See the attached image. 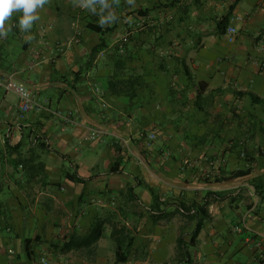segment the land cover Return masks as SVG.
<instances>
[{"label":"crops","instance_id":"0c3cea01","mask_svg":"<svg viewBox=\"0 0 264 264\" xmlns=\"http://www.w3.org/2000/svg\"><path fill=\"white\" fill-rule=\"evenodd\" d=\"M113 7L117 21L101 27L98 15L71 0H49L29 32L16 13L0 38V78L26 86L44 107L21 117L18 96L0 89V264L43 257L120 264L110 229L97 256L58 247L74 232L87 233L103 204H118L119 192L137 185L146 211L126 264H180L177 239L187 223L183 210L170 214L208 192L221 195L199 237V262L264 264V194L256 193L264 186V0H120ZM229 14L232 41L217 31ZM93 27L114 28L98 54L102 36ZM127 35L135 38L129 66L145 71L134 100L108 91L113 50ZM154 54L166 59V71ZM184 60L208 86L207 111L195 106ZM94 129L102 137L91 142ZM151 134L157 137L148 144ZM239 171L250 173L232 176ZM158 214L164 217L155 225Z\"/></svg>","mask_w":264,"mask_h":264},{"label":"trees","instance_id":"16d2710c","mask_svg":"<svg viewBox=\"0 0 264 264\" xmlns=\"http://www.w3.org/2000/svg\"><path fill=\"white\" fill-rule=\"evenodd\" d=\"M229 24L230 14L218 23L217 31L219 37L222 38L227 34ZM90 30L102 36L101 43L93 50V54H98L107 49L108 45L104 36L108 33H112L114 28L103 29L101 27H93L90 28ZM126 37L128 42L124 43L123 38L121 44L113 50L114 75L108 81V91L111 96L125 97L128 100H134L138 97L139 89L144 88L146 85L144 81L145 71L140 68L129 66L134 61L132 56L134 51H132L130 45L135 41V38H130V35ZM153 63L160 71L167 70L166 59L157 54H154ZM182 65L187 81L197 91L196 108L200 111H207L205 104L206 106L208 105L209 108H212V105L208 102L212 100V96H206L208 89L207 84L195 80L196 78H194L195 76L186 60L182 62ZM251 97L254 104H258L262 101L255 95H251ZM151 142L148 137V144ZM243 145L244 144L240 145V149H243ZM244 153L243 157L247 158V155ZM121 167L122 161L118 158L113 165L112 173H118ZM249 173L250 171L233 172L232 176L238 178L246 176ZM216 182L219 183L222 182V180L217 179ZM142 185H144V183L140 182V186ZM137 186L127 187L125 190L119 192L117 197L119 201L118 204L114 202L103 204L102 208L105 210L104 214L93 220L89 231L85 234L74 232L61 247H58L59 251L66 254L80 250L85 252L88 256H97L98 244L105 238L107 230L110 229V239L115 244L117 262L120 264L128 263L133 252L134 244L139 235V225L146 211L139 195L136 193ZM256 193L258 196L264 194V186H257ZM220 195L221 194L215 192H208L201 202L194 201L189 205L182 203L179 205L180 210H176L170 214L174 217L178 211L183 210L186 218L187 224L182 229V232L179 233L177 239V260L180 264H202L197 259L198 247L200 244L199 237L204 229L206 221L211 219L209 207L217 201V197H220ZM154 197L157 199L155 194ZM131 215L135 218L134 220L136 222V224L133 225V229L128 225ZM163 217L162 214L154 216V224L157 225ZM194 221H196V225L193 232L187 233L186 229ZM258 260H260L259 257Z\"/></svg>","mask_w":264,"mask_h":264},{"label":"clouds","instance_id":"9594fccd","mask_svg":"<svg viewBox=\"0 0 264 264\" xmlns=\"http://www.w3.org/2000/svg\"><path fill=\"white\" fill-rule=\"evenodd\" d=\"M49 0H0V38H6L12 30L9 23L16 13H22L18 26L22 32H29L33 24L40 19L39 10ZM73 6L86 9L99 16V25L105 27L115 23L118 19L114 5L119 6L120 0H71ZM134 6L135 0H126ZM31 39V37H29Z\"/></svg>","mask_w":264,"mask_h":264},{"label":"built area","instance_id":"2783aa9c","mask_svg":"<svg viewBox=\"0 0 264 264\" xmlns=\"http://www.w3.org/2000/svg\"><path fill=\"white\" fill-rule=\"evenodd\" d=\"M45 32V31H44ZM237 34V30L235 28H229L228 29V37L230 38V40L232 41L235 36ZM79 40L76 39V42H78ZM124 43L128 42L127 37H124L123 39ZM36 56H39L40 58H43L45 60V57L40 53L37 52ZM0 89L4 90L7 93H14L18 96L19 98V113L21 115V117H25L27 114H29L30 112L34 111V110H42L44 109L42 103H40L36 97L30 92V90L18 83L15 79L13 78H0ZM98 90V89H96ZM102 137V132L99 130H92L90 132V135L88 137V140L91 142H95L100 140ZM156 139V135L155 134H151L149 136V140L154 141ZM243 230L242 227H238L236 228L237 232H241ZM259 264H262L261 262L258 261ZM35 264V263H33ZM40 264H49V261L46 257L41 258L40 260Z\"/></svg>","mask_w":264,"mask_h":264},{"label":"rangeland","instance_id":"374dc122","mask_svg":"<svg viewBox=\"0 0 264 264\" xmlns=\"http://www.w3.org/2000/svg\"><path fill=\"white\" fill-rule=\"evenodd\" d=\"M121 39H123V38H120V40H121ZM132 183H133V181H132Z\"/></svg>","mask_w":264,"mask_h":264}]
</instances>
